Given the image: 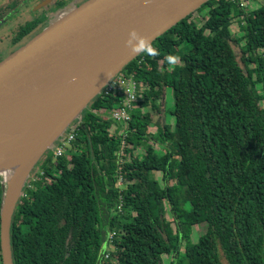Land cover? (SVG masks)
Returning <instances> with one entry per match:
<instances>
[{"label": "trees", "instance_id": "16d2710c", "mask_svg": "<svg viewBox=\"0 0 264 264\" xmlns=\"http://www.w3.org/2000/svg\"><path fill=\"white\" fill-rule=\"evenodd\" d=\"M251 1L248 14L209 1L126 67L148 89L125 140L97 114L118 99L91 103L67 153L48 152L25 189L14 264H223L221 251L264 264V0Z\"/></svg>", "mask_w": 264, "mask_h": 264}, {"label": "water", "instance_id": "95a60500", "mask_svg": "<svg viewBox=\"0 0 264 264\" xmlns=\"http://www.w3.org/2000/svg\"><path fill=\"white\" fill-rule=\"evenodd\" d=\"M209 1L91 0L0 63V155L24 141L35 144L9 181L0 171L3 264H14L13 216L42 157L79 127L115 77ZM60 74L66 79L58 81Z\"/></svg>", "mask_w": 264, "mask_h": 264}, {"label": "flooded vegetation", "instance_id": "af4514ba", "mask_svg": "<svg viewBox=\"0 0 264 264\" xmlns=\"http://www.w3.org/2000/svg\"><path fill=\"white\" fill-rule=\"evenodd\" d=\"M89 1L0 0V63L40 37L69 12Z\"/></svg>", "mask_w": 264, "mask_h": 264}, {"label": "built area", "instance_id": "2783aa9c", "mask_svg": "<svg viewBox=\"0 0 264 264\" xmlns=\"http://www.w3.org/2000/svg\"><path fill=\"white\" fill-rule=\"evenodd\" d=\"M230 1L233 3H240L241 8L246 14L253 11L256 5L251 0ZM249 10L250 12H248ZM142 61H144V58ZM141 63L142 62H140L139 65ZM147 89L148 88L144 86L143 83L136 79L134 73L129 72L128 74L120 73L102 91V96L113 97L118 100L111 110L101 109L97 114L102 116L105 120L109 117V119L119 124L121 126L119 135H123L124 140L127 137V134L124 133L128 131V127L132 121V114L135 112L138 103L142 101L141 98L145 95ZM106 112H109L110 116H107ZM77 129L72 130L66 139L58 144L57 150L55 151L56 159L63 157L67 153L68 148H70L76 137ZM123 144H125L124 141ZM119 184L122 185V180H120ZM119 209H121V207Z\"/></svg>", "mask_w": 264, "mask_h": 264}, {"label": "rangeland", "instance_id": "374dc122", "mask_svg": "<svg viewBox=\"0 0 264 264\" xmlns=\"http://www.w3.org/2000/svg\"><path fill=\"white\" fill-rule=\"evenodd\" d=\"M261 4L260 3H256V5H255V9L257 8V7H259ZM204 6H206V5H204ZM204 6H203V8H204ZM202 11H200V13H201ZM248 12H250V10L248 11ZM201 19V18H200ZM232 28H234V31L237 33V30L235 29L236 27L235 26H233ZM239 38V36L237 35V36H235L234 37V39H238ZM240 39V38H239ZM231 45H232V47H233V49H234V51L236 52V56H237V59H238V61H239V64H241L240 66H241V68L243 69V70H245V67H244V65H243V63H242V61H241V57H242V51H241V47H242V45H243V43L241 42L240 44L239 43H237L236 41H233L232 43H231ZM122 73L123 74H128L129 73V70L126 68V69H124L123 71H122ZM167 97V98H166ZM173 97H172V95H171V91H170V89H167V91H166V96H165V99L162 101V103L165 105V108H167V113H169V108H172V105H173V99H172ZM106 115L107 116H110L109 115V112H106ZM107 120H111V119H109V117H108V119ZM172 118L169 116V117H167V122H171L172 123ZM77 123L78 124H80V123H82V119L81 120H79V121H77ZM168 124H170V123H168ZM120 127H118V129H119ZM151 130H153V128L151 129ZM158 149V148H157ZM46 158H47V153L42 157V161H44V160H46ZM41 162V161H40ZM162 175L161 174H158L157 175V177H161ZM38 179H39V169H36V170H34L33 172H32V178H31V181H35V180H37L38 181ZM31 181H29V184L31 185ZM121 186V185H120ZM206 230H207V227H206V225H198V226H195V231H196V233H195V236H194V238H193V240L194 241H196L197 242V240H198V235H202V234H204L205 232H206ZM111 249V248H110ZM221 258H222V262H223V264H228L227 263V260L225 259V257H224V254H223V252L221 251ZM164 259H165V264H170V261H171V256H164Z\"/></svg>", "mask_w": 264, "mask_h": 264}, {"label": "bare ground", "instance_id": "6f19581e", "mask_svg": "<svg viewBox=\"0 0 264 264\" xmlns=\"http://www.w3.org/2000/svg\"><path fill=\"white\" fill-rule=\"evenodd\" d=\"M64 79H66V76L64 74H60L58 81H63ZM15 148L16 145H12L10 150L0 155V171L7 175V181H9L10 177L19 171L22 164L33 154L35 144L34 142L24 141V144L19 149Z\"/></svg>", "mask_w": 264, "mask_h": 264}, {"label": "crops", "instance_id": "0c3cea01", "mask_svg": "<svg viewBox=\"0 0 264 264\" xmlns=\"http://www.w3.org/2000/svg\"><path fill=\"white\" fill-rule=\"evenodd\" d=\"M120 127L116 132L119 134L121 132V126L117 124V128ZM153 130H157L156 127H153Z\"/></svg>", "mask_w": 264, "mask_h": 264}]
</instances>
